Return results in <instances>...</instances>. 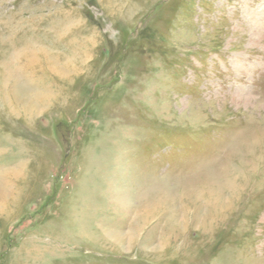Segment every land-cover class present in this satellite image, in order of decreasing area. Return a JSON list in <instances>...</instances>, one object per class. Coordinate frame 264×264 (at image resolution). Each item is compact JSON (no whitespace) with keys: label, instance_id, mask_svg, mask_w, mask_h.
<instances>
[{"label":"rangeland","instance_id":"rangeland-1","mask_svg":"<svg viewBox=\"0 0 264 264\" xmlns=\"http://www.w3.org/2000/svg\"><path fill=\"white\" fill-rule=\"evenodd\" d=\"M0 264H264V0H0Z\"/></svg>","mask_w":264,"mask_h":264}]
</instances>
